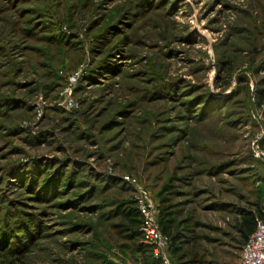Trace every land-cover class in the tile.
Wrapping results in <instances>:
<instances>
[{
    "label": "rangeland",
    "instance_id": "obj_1",
    "mask_svg": "<svg viewBox=\"0 0 264 264\" xmlns=\"http://www.w3.org/2000/svg\"><path fill=\"white\" fill-rule=\"evenodd\" d=\"M257 203L264 0H0V264H241Z\"/></svg>",
    "mask_w": 264,
    "mask_h": 264
},
{
    "label": "built area",
    "instance_id": "obj_2",
    "mask_svg": "<svg viewBox=\"0 0 264 264\" xmlns=\"http://www.w3.org/2000/svg\"><path fill=\"white\" fill-rule=\"evenodd\" d=\"M77 74L73 73L70 79H76ZM136 203L143 217L140 226L143 240L159 252L168 245L169 236L161 230L157 213L147 200V190L142 187L139 188ZM241 264H264V212L257 216L256 227L242 246Z\"/></svg>",
    "mask_w": 264,
    "mask_h": 264
},
{
    "label": "trees",
    "instance_id": "obj_3",
    "mask_svg": "<svg viewBox=\"0 0 264 264\" xmlns=\"http://www.w3.org/2000/svg\"><path fill=\"white\" fill-rule=\"evenodd\" d=\"M263 212L264 209L262 208V206H260V203H257L256 207H244L240 210L239 216L237 218L236 229L239 235V241L241 243H244L247 240V238L250 236V234L254 231L256 227V218L257 216L261 215ZM125 215L127 218V229L129 230L127 234L128 237L133 239L135 238L139 239L143 237L142 230L140 229L143 217H142V212L138 207L137 203L136 206L131 205ZM158 222L161 230L169 235L171 233L170 222H172V220L168 217V215L166 214V212H164V210H161L158 218ZM172 238L173 239L176 238V235H172ZM140 244L143 248V251L150 250L149 247H151V245L149 243H143L141 241ZM157 260L158 259L156 258L150 264H155L156 262H158Z\"/></svg>",
    "mask_w": 264,
    "mask_h": 264
}]
</instances>
